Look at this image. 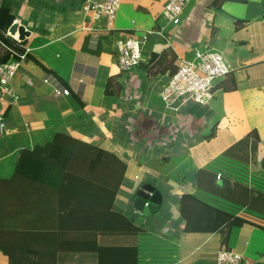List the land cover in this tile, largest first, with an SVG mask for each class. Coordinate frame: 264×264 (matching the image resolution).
Here are the masks:
<instances>
[{
  "label": "crops",
  "instance_id": "0c3cea01",
  "mask_svg": "<svg viewBox=\"0 0 264 264\" xmlns=\"http://www.w3.org/2000/svg\"><path fill=\"white\" fill-rule=\"evenodd\" d=\"M167 1L121 0L107 27L82 8L83 0H0V35L14 46L0 36V62L6 53L8 61L19 60L16 99L0 95V179L12 177L23 149L43 146L60 132L125 164L113 210L139 231L104 234L100 244H136L138 264H215L221 247L241 253L240 264H264L259 225L187 231L180 210L183 195L231 209V201L208 193V186L198 189L200 169L216 174L219 186L223 179L264 186V0H189L179 24L162 16ZM14 22L28 31L21 41L9 32ZM128 37L142 41L141 61L121 72L115 42ZM203 46L223 54L229 73L216 80L207 104L167 109L159 93L179 58ZM63 89L69 94L56 93ZM255 174L261 179L253 180ZM146 183L161 192L162 204L143 216L132 199ZM9 239L0 234V244ZM44 254L69 260L51 242ZM0 264H8L1 249Z\"/></svg>",
  "mask_w": 264,
  "mask_h": 264
},
{
  "label": "trees",
  "instance_id": "16d2710c",
  "mask_svg": "<svg viewBox=\"0 0 264 264\" xmlns=\"http://www.w3.org/2000/svg\"><path fill=\"white\" fill-rule=\"evenodd\" d=\"M0 36L4 44L14 47L7 37ZM8 55L1 62L8 61ZM124 169V162L112 154L60 132L43 146L23 149L12 177L0 179V234L10 238L0 249L8 256V264H138L136 244L101 245L96 236L139 231L126 216L113 210ZM205 171L197 172L198 189L207 191L208 186V193L231 201V209L209 205L200 196L183 195L180 210L187 231L214 232L226 224L241 226L245 222L264 229L262 184L248 186L223 179L219 186L217 175ZM48 193L54 205L45 197ZM235 205L242 207L241 215L240 207L232 210ZM43 207L51 210L49 216L43 214ZM209 208L212 211H206ZM48 238L54 251L88 254L83 260L56 261L44 254Z\"/></svg>",
  "mask_w": 264,
  "mask_h": 264
},
{
  "label": "built area",
  "instance_id": "2783aa9c",
  "mask_svg": "<svg viewBox=\"0 0 264 264\" xmlns=\"http://www.w3.org/2000/svg\"><path fill=\"white\" fill-rule=\"evenodd\" d=\"M189 0H168L163 7L162 16L174 24H179L185 5ZM121 0H83L82 8L90 11L95 19H105L110 27L117 15ZM142 41L135 38H120L115 42L118 68L121 72H129L141 61ZM19 59L24 58V53ZM19 68V60L0 62V95L16 99L12 88V78ZM230 71L221 52L210 47L194 50L191 58L181 57L177 68L167 84L159 93L163 105L170 110L186 102L207 104L213 97L217 79L223 78ZM57 94L68 95L69 91L56 90ZM3 132V115L0 114V133ZM139 177L136 176L135 179ZM243 256L232 248L221 247L216 251L215 264H240Z\"/></svg>",
  "mask_w": 264,
  "mask_h": 264
},
{
  "label": "water",
  "instance_id": "95a60500",
  "mask_svg": "<svg viewBox=\"0 0 264 264\" xmlns=\"http://www.w3.org/2000/svg\"><path fill=\"white\" fill-rule=\"evenodd\" d=\"M10 34H16L17 40L21 41L25 35H28V31L22 24L14 22L9 28ZM264 167V159L262 161ZM222 181L218 179L217 184L220 185ZM162 204V194L154 186L146 183L142 184L139 189L136 190L132 199V208L134 211L148 216L151 212L157 210L158 206Z\"/></svg>",
  "mask_w": 264,
  "mask_h": 264
},
{
  "label": "rangeland",
  "instance_id": "374dc122",
  "mask_svg": "<svg viewBox=\"0 0 264 264\" xmlns=\"http://www.w3.org/2000/svg\"><path fill=\"white\" fill-rule=\"evenodd\" d=\"M141 50H142V48H141ZM107 159V158H106ZM254 179H258V180H260L261 179V176H259V175H257V174H255L254 175V178H253V180ZM264 178H262L261 180H263ZM45 197L47 198H49L52 202H53V205L55 204V202H54V198L51 196V195H49V193L47 194V195H45ZM44 205H46L45 203L44 204H41L40 206H44ZM56 206V205H55ZM76 206L78 207L79 206V204H76ZM42 210H45V208L43 207V208H41ZM50 211L51 210H45V211H43V214L44 215H47V216H49V214H50ZM133 224H135V222H133ZM97 237H98V239H102L103 238V235H96ZM86 237H87V239H91L92 238V234H88V235H86ZM98 241V240H97ZM232 242H233V239L231 240V245H232ZM99 244H100V242H98ZM102 245V244H101ZM112 246H119V245H112ZM230 246V245H229ZM228 246V247H229ZM230 248V247H229ZM61 254H63V255H65V256H67L68 257V259L70 260V261H74V260H76V259H81V260H83L84 259V255H86V254H88V252H70V251H64V252H60ZM94 254V253H93ZM95 255V254H94ZM96 258V255L94 256V259ZM88 260V259H87ZM94 262L96 261V260H93Z\"/></svg>",
  "mask_w": 264,
  "mask_h": 264
},
{
  "label": "clouds",
  "instance_id": "9594fccd",
  "mask_svg": "<svg viewBox=\"0 0 264 264\" xmlns=\"http://www.w3.org/2000/svg\"><path fill=\"white\" fill-rule=\"evenodd\" d=\"M118 13V12H117Z\"/></svg>",
  "mask_w": 264,
  "mask_h": 264
}]
</instances>
